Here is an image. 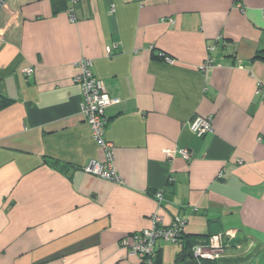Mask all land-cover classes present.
<instances>
[{
  "label": "crops",
  "instance_id": "1",
  "mask_svg": "<svg viewBox=\"0 0 264 264\" xmlns=\"http://www.w3.org/2000/svg\"><path fill=\"white\" fill-rule=\"evenodd\" d=\"M244 7L235 0H6L0 264H145L122 240L149 228L154 213L165 224L187 220L179 242H156L157 264H264V91L257 93L264 0ZM208 56L215 64L203 72ZM83 57L118 98L106 110L105 138L122 183L83 169L93 158L105 162L75 82ZM196 115L212 116L213 131L196 136L187 124ZM178 148L191 157H170ZM219 233L220 258L192 257V246Z\"/></svg>",
  "mask_w": 264,
  "mask_h": 264
},
{
  "label": "built area",
  "instance_id": "2",
  "mask_svg": "<svg viewBox=\"0 0 264 264\" xmlns=\"http://www.w3.org/2000/svg\"><path fill=\"white\" fill-rule=\"evenodd\" d=\"M74 1V0H71ZM6 0H0V9L4 5ZM235 6L239 10H244V0H235ZM68 14L71 21H77L75 15V7L72 5L68 9ZM173 22V18L169 19ZM3 34V30L0 28V36ZM221 38L218 37L216 43L209 48L212 50L214 46L220 42ZM153 47V46H152ZM114 49H118L119 45L116 43L113 46ZM113 52L112 48H108V53L111 55ZM159 57L163 60L174 63L175 59L164 53L160 52ZM215 64L214 58L208 56L207 59L199 66V69L203 72H207ZM94 60L89 57H83L77 61V66L80 69V73L75 77V82L80 85L83 103L82 111L85 115L86 121L91 127V131L94 139L99 143L104 155L105 162L100 161L96 158L91 159L83 169L93 175L109 179L115 183H122L123 178L116 170L113 165L114 153L113 142L105 138V130L108 123V117L106 110L113 103L118 101V98L112 97L107 91L105 82L97 77L93 72ZM28 74H32L34 71L33 67L26 69ZM264 91V83L259 82L257 87V93ZM190 130L199 137L213 131L212 116L208 115H196L188 123ZM180 152L185 159L191 157V152L186 148H178L170 151L169 156L173 157L176 152ZM154 196L158 203H161L163 199L162 191H157ZM187 220H183L176 217L169 224L164 223V218L160 213H154L151 216V226L144 229L142 232L133 235L130 238L122 240V245L125 246L131 255H135L144 261L145 264H157L156 263V242L159 239H163L172 243L179 242L185 232ZM228 234L231 237H235V231H229ZM225 245L223 242V235L216 234L211 237L210 243L208 244H196L192 246V257L202 260L211 259L216 260L223 254Z\"/></svg>",
  "mask_w": 264,
  "mask_h": 264
}]
</instances>
